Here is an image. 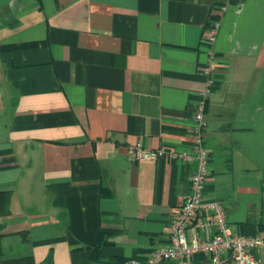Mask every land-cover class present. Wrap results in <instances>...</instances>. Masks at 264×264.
<instances>
[{
    "label": "crops",
    "instance_id": "0c3cea01",
    "mask_svg": "<svg viewBox=\"0 0 264 264\" xmlns=\"http://www.w3.org/2000/svg\"><path fill=\"white\" fill-rule=\"evenodd\" d=\"M205 88L202 200L264 240V0H0V264H128L165 246L194 166L125 149L190 152Z\"/></svg>",
    "mask_w": 264,
    "mask_h": 264
},
{
    "label": "built area",
    "instance_id": "2783aa9c",
    "mask_svg": "<svg viewBox=\"0 0 264 264\" xmlns=\"http://www.w3.org/2000/svg\"><path fill=\"white\" fill-rule=\"evenodd\" d=\"M218 30L214 22L206 29L205 42L212 44ZM214 66L212 57L204 70L209 75ZM209 84V80L207 81ZM208 86V85H207ZM208 88L200 93V100L191 117L192 142L190 152L166 153L150 150L139 143L126 147L130 161H155L167 158L194 166L188 179V193L168 223V242L163 247L151 250L142 261L131 260L128 264H190L195 255L205 257L202 264H259L251 251L264 253V240L259 237L233 236L219 201L203 202V187L207 177L208 153L202 138L206 124L204 102ZM207 234V237H202Z\"/></svg>",
    "mask_w": 264,
    "mask_h": 264
},
{
    "label": "trees",
    "instance_id": "16d2710c",
    "mask_svg": "<svg viewBox=\"0 0 264 264\" xmlns=\"http://www.w3.org/2000/svg\"><path fill=\"white\" fill-rule=\"evenodd\" d=\"M7 201V192H0V214H4Z\"/></svg>",
    "mask_w": 264,
    "mask_h": 264
}]
</instances>
